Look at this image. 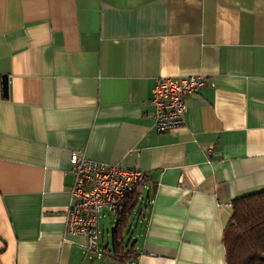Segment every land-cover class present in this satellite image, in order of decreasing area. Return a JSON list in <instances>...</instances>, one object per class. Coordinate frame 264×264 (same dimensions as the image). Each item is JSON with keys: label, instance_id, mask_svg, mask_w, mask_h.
Returning a JSON list of instances; mask_svg holds the SVG:
<instances>
[{"label": "crops", "instance_id": "obj_1", "mask_svg": "<svg viewBox=\"0 0 264 264\" xmlns=\"http://www.w3.org/2000/svg\"><path fill=\"white\" fill-rule=\"evenodd\" d=\"M187 75L210 84L158 131L157 79ZM73 151L148 175L109 258L227 264L232 201L264 189V0H0V264H92L65 231Z\"/></svg>", "mask_w": 264, "mask_h": 264}, {"label": "built area", "instance_id": "obj_2", "mask_svg": "<svg viewBox=\"0 0 264 264\" xmlns=\"http://www.w3.org/2000/svg\"><path fill=\"white\" fill-rule=\"evenodd\" d=\"M210 84L205 75L161 76L152 91L149 113L158 131L184 127L187 97ZM74 183L65 218L66 234L87 238V249L102 252L100 217L105 210L116 212L124 199L148 181L138 168L100 162L85 157L81 151L70 155Z\"/></svg>", "mask_w": 264, "mask_h": 264}, {"label": "trees", "instance_id": "obj_3", "mask_svg": "<svg viewBox=\"0 0 264 264\" xmlns=\"http://www.w3.org/2000/svg\"><path fill=\"white\" fill-rule=\"evenodd\" d=\"M140 195L137 190L129 194L115 212L111 249L117 255L129 256L132 252V248L125 251L124 234L134 209L141 207ZM232 208L223 236L227 264H264V189L235 198Z\"/></svg>", "mask_w": 264, "mask_h": 264}, {"label": "rangeland", "instance_id": "obj_4", "mask_svg": "<svg viewBox=\"0 0 264 264\" xmlns=\"http://www.w3.org/2000/svg\"><path fill=\"white\" fill-rule=\"evenodd\" d=\"M139 190H143L142 185L139 186ZM143 192V191H142ZM143 197L146 199V193H143ZM142 202V200H141ZM140 205H138L137 210ZM136 214V213H134ZM134 218V215L132 216L131 220ZM117 222V215L115 212L110 210H105L100 217V232H101V243L102 245L108 246L109 249L112 248V240H113V231L114 227ZM131 224V223H130ZM133 230H131V226H128L126 229V232L124 234L125 236V251L126 253L129 251V249L133 248V244L135 242L134 237H136V232L138 231V224L137 226L132 227ZM87 256H89L92 261V264H126L125 262L116 261L113 258H109L106 253L102 250L101 254L97 251H88ZM90 261V259H88ZM90 261V262H91Z\"/></svg>", "mask_w": 264, "mask_h": 264}, {"label": "water", "instance_id": "obj_5", "mask_svg": "<svg viewBox=\"0 0 264 264\" xmlns=\"http://www.w3.org/2000/svg\"><path fill=\"white\" fill-rule=\"evenodd\" d=\"M3 87H4V94L7 95V88H8V78L7 76L5 75L3 77Z\"/></svg>", "mask_w": 264, "mask_h": 264}]
</instances>
